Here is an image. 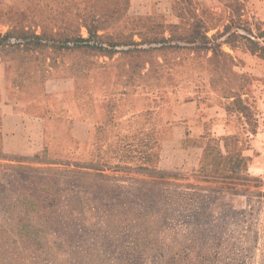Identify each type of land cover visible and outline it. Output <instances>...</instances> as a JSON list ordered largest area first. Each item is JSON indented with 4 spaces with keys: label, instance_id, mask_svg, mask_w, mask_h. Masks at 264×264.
<instances>
[{
    "label": "rangeland",
    "instance_id": "rangeland-1",
    "mask_svg": "<svg viewBox=\"0 0 264 264\" xmlns=\"http://www.w3.org/2000/svg\"><path fill=\"white\" fill-rule=\"evenodd\" d=\"M128 4L0 0V66L19 95L40 97L48 113L69 119L87 150L103 152L99 164L0 155V264H264V155L248 171L239 154L212 153L224 137L211 130L202 168L129 169L143 139L129 120L132 105L161 97L164 80L185 77L181 66L203 63L194 54L204 49L226 50L227 42L264 56V0H236L226 25L195 26L178 41L139 38L158 31L145 34ZM211 63L229 62L214 56ZM263 69L253 89L261 98ZM236 75L225 73L224 86L218 74L219 92L235 89ZM237 126L230 131L238 139ZM164 132L154 130V144Z\"/></svg>",
    "mask_w": 264,
    "mask_h": 264
},
{
    "label": "crops",
    "instance_id": "crops-1",
    "mask_svg": "<svg viewBox=\"0 0 264 264\" xmlns=\"http://www.w3.org/2000/svg\"><path fill=\"white\" fill-rule=\"evenodd\" d=\"M235 1L129 0L126 7L131 18L140 15L138 19H144L147 25L145 34L150 28L158 31L159 37L138 36L142 40L178 41L183 39L180 33L187 35L195 26L216 31L217 27L226 25L237 9L233 6ZM131 10L145 12L138 14ZM263 22L260 21L259 26H263ZM238 39L244 40L245 37L238 36ZM223 45H227L226 50L204 49L194 54L203 63L193 67L181 66L187 74L185 77L170 74L168 77L171 78L162 84L161 97L147 94L132 105L134 117L129 120L132 129H136L137 135L143 139L130 152L135 157L129 169L181 174L202 168L207 162V154L213 150L207 139L211 130L212 136L224 137L221 148L212 153H222L225 159H230L231 154H239L235 160H243L248 171H252L253 164L262 159L264 98L255 94L257 92L253 89L258 87L259 75L255 74H259V66L264 64V56L227 42ZM214 56L224 57L229 63L221 68L208 64ZM5 69L0 66V155L20 158L44 155L54 162L99 164L103 161L102 151L85 148L83 138L73 130L74 126L67 117L48 113L40 97L20 96L19 87ZM227 72L237 73L233 82L235 89L219 92L221 86L216 78L222 74L224 81L221 84L225 86ZM120 120L118 116L117 126ZM235 123L241 133L238 139L236 133L230 131ZM159 128L170 132H164L162 135L168 137L154 144L153 132ZM155 151L159 152V159L151 161L148 156ZM119 160L117 157V164Z\"/></svg>",
    "mask_w": 264,
    "mask_h": 264
}]
</instances>
